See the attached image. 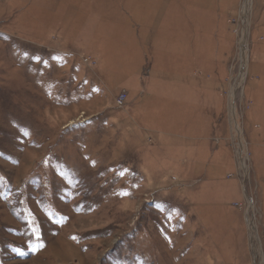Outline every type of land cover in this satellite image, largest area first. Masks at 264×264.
<instances>
[{"label": "rangeland", "instance_id": "374dc122", "mask_svg": "<svg viewBox=\"0 0 264 264\" xmlns=\"http://www.w3.org/2000/svg\"><path fill=\"white\" fill-rule=\"evenodd\" d=\"M147 1L0 0V264H264V0Z\"/></svg>", "mask_w": 264, "mask_h": 264}, {"label": "crops", "instance_id": "0c3cea01", "mask_svg": "<svg viewBox=\"0 0 264 264\" xmlns=\"http://www.w3.org/2000/svg\"><path fill=\"white\" fill-rule=\"evenodd\" d=\"M147 6H148L147 0H133L131 12H130L131 16H132V13H134L137 17L143 15L144 10L147 8ZM128 17H129V13H128ZM122 21H125V19H122Z\"/></svg>", "mask_w": 264, "mask_h": 264}, {"label": "bare ground", "instance_id": "6f19581e", "mask_svg": "<svg viewBox=\"0 0 264 264\" xmlns=\"http://www.w3.org/2000/svg\"><path fill=\"white\" fill-rule=\"evenodd\" d=\"M250 3V0H247L246 2H245V5H244V7H245V10H244V14L246 15V13L248 12V4ZM245 18H246V16H245ZM243 39H245V37L243 38ZM247 55H248V52H247V41H245V40H243V43H242V54H241V57H242V60H243V68L245 69V67H246V62H247ZM243 75V74H242ZM243 77V76H242ZM239 85V84H238ZM235 92H236V90H235ZM236 122V121H235ZM238 123H236V125H237ZM235 125V126H236ZM240 126H237V133H238V137H239V135L241 134V132H240V129H238ZM240 138V137H239ZM240 141V139H238V142ZM240 144H241V142H240ZM239 144V145H240Z\"/></svg>", "mask_w": 264, "mask_h": 264}, {"label": "water", "instance_id": "95a60500", "mask_svg": "<svg viewBox=\"0 0 264 264\" xmlns=\"http://www.w3.org/2000/svg\"><path fill=\"white\" fill-rule=\"evenodd\" d=\"M244 70H245V69H244L243 67H241V73L244 72Z\"/></svg>", "mask_w": 264, "mask_h": 264}]
</instances>
